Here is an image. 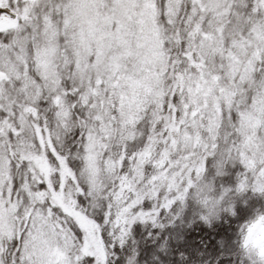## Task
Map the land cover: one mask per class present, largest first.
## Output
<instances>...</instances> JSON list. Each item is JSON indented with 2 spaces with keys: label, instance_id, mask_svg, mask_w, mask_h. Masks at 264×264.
Instances as JSON below:
<instances>
[{
  "label": "snow or ice",
  "instance_id": "obj_1",
  "mask_svg": "<svg viewBox=\"0 0 264 264\" xmlns=\"http://www.w3.org/2000/svg\"><path fill=\"white\" fill-rule=\"evenodd\" d=\"M237 163L264 194V0H0V264H109Z\"/></svg>",
  "mask_w": 264,
  "mask_h": 264
},
{
  "label": "trees",
  "instance_id": "obj_2",
  "mask_svg": "<svg viewBox=\"0 0 264 264\" xmlns=\"http://www.w3.org/2000/svg\"><path fill=\"white\" fill-rule=\"evenodd\" d=\"M226 174L216 178L217 191L228 187L230 195L234 192L236 174L242 170L238 163L225 165ZM209 174L214 170L209 169ZM233 213H223L211 226L196 219L189 204L176 221L169 225L161 221L163 229L149 222H134L124 245L118 242L111 245L112 256L109 264H126V260L135 254L136 264H155L156 245L164 237L169 254L159 256L166 264H242L236 239L238 227L246 218L255 213H264V194L251 190L233 196ZM175 214V209L172 210ZM183 254V258L181 257ZM156 255H159L158 253Z\"/></svg>",
  "mask_w": 264,
  "mask_h": 264
},
{
  "label": "clouds",
  "instance_id": "obj_3",
  "mask_svg": "<svg viewBox=\"0 0 264 264\" xmlns=\"http://www.w3.org/2000/svg\"><path fill=\"white\" fill-rule=\"evenodd\" d=\"M217 177L214 172L209 174L207 171L198 181L194 182L190 191L185 194V200L181 202L179 211L182 212L190 204L196 219L208 226H211L214 221H218L223 213L232 214L229 208L233 211V196L237 193L230 195V190L224 191L228 187H221L217 191L215 183ZM161 244H164V247H161ZM247 250L253 252L258 258H264V248L260 247L257 241H250ZM157 253L159 255H156ZM168 254L169 247L166 241L161 240L155 248V264H166L165 261L160 260L159 256ZM129 258H127L126 264H129ZM132 264H136L135 256ZM143 264H148V262L145 261Z\"/></svg>",
  "mask_w": 264,
  "mask_h": 264
},
{
  "label": "rangeland",
  "instance_id": "obj_4",
  "mask_svg": "<svg viewBox=\"0 0 264 264\" xmlns=\"http://www.w3.org/2000/svg\"><path fill=\"white\" fill-rule=\"evenodd\" d=\"M261 214H264V213H261Z\"/></svg>",
  "mask_w": 264,
  "mask_h": 264
}]
</instances>
